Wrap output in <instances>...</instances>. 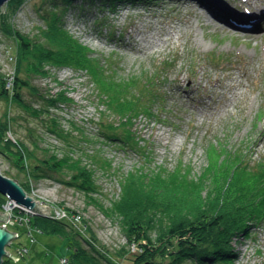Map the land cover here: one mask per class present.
I'll use <instances>...</instances> for the list:
<instances>
[{"label":"rangeland","instance_id":"374dc122","mask_svg":"<svg viewBox=\"0 0 264 264\" xmlns=\"http://www.w3.org/2000/svg\"><path fill=\"white\" fill-rule=\"evenodd\" d=\"M10 2L0 9V17L9 14ZM174 9L180 12L177 18L172 17ZM147 12L154 16L142 17ZM208 13L195 0L114 5L97 0H74L73 4L23 0L10 15L15 30L47 50L58 49L61 37L57 33H64L86 49L100 69L98 74L62 56L44 61L42 73L31 80L39 94L25 92L27 102L41 113L37 118L12 99L0 100V123L7 120L11 126L7 134L0 133V141L5 139L15 149L18 141L25 150L19 169L0 153L2 174L24 183L27 193L46 199L54 213L42 218L65 223L66 232L100 264H135L143 253V242L128 233L131 221L148 227L147 233L155 240L156 231L169 229L194 207L231 216L236 204H241L234 193H241L247 179L237 174H250L247 166L249 171L264 170V27L242 30V37L226 26L215 27L206 18ZM162 20L181 25L183 36L180 40L172 36L165 48L149 51L138 30L143 21L156 26ZM0 44L8 52L0 57V81L12 97L14 88L9 83L20 69L19 47L1 30ZM133 44L138 45L130 52ZM240 71L248 85L234 102L235 109L231 102L219 100L211 84L230 75L237 77ZM99 75L112 86L104 87ZM192 85L191 100L183 103ZM205 100L207 105H202ZM208 105L215 110H208ZM50 122L56 123L61 135L49 131ZM0 148L10 154L4 145ZM48 158L66 162L64 169L39 177L36 167ZM72 170L81 173L76 180ZM231 172L237 186L218 187L220 178ZM222 191L226 201L219 203ZM56 212L62 213L60 219L53 217ZM14 214L7 229L20 237L7 248L11 257L4 260L10 264L71 263L70 239L34 228L36 215L27 216L19 209ZM225 219L230 221L228 216ZM28 231H35L34 243ZM254 231L252 225L235 235L231 245L236 256L215 264H264V258L251 257L253 243L264 250V237L247 236ZM25 247L29 252L22 256L20 250ZM175 263L171 253L156 261Z\"/></svg>","mask_w":264,"mask_h":264},{"label":"trees","instance_id":"16d2710c","mask_svg":"<svg viewBox=\"0 0 264 264\" xmlns=\"http://www.w3.org/2000/svg\"><path fill=\"white\" fill-rule=\"evenodd\" d=\"M23 0H13L9 4V14L1 15L0 17V30L13 37L19 47V71L16 76V82L14 89L11 93L6 89L5 83L0 81V100L7 99L11 100L20 107L26 109L34 117H40L41 113L34 110L30 103L26 100L25 92H29L31 96H37L39 89L33 85L31 80L34 76L41 74V64L45 61L62 56L65 59L77 60L76 62L81 63L80 66L92 67V71H98V65H94V62L90 61V54L86 49L77 46L72 40H69L64 33L58 32L57 36L61 37L58 42V49L47 50L44 45L38 44L36 41H32L29 37L23 35L21 32L15 30L9 23L10 15L16 11L18 6ZM90 1V0H84ZM94 1V0H93ZM101 2H107L114 5L115 3H146L155 4L159 0H97ZM49 2H60V4H73L74 0H49ZM81 59V60H80ZM79 66V67H80ZM26 69V72H25ZM100 80H103L104 87L109 88L112 83L107 81L105 78L101 79V75L98 76ZM123 106L129 103L121 102ZM49 131L61 135V131L55 122H50L47 127ZM11 131V126L6 120L5 123H0V133L7 134ZM118 134H114L116 138ZM4 140V142L2 141ZM1 144L8 150L10 154L0 148V153L7 157L13 162V164L18 168L23 162V153L25 152L24 147L20 142L17 141V148H13L8 145V141L2 139ZM23 152V153H21ZM14 155H17L18 159L14 160ZM36 167V175L39 177H50L49 172L56 173L61 172L64 169V163L62 161H57L56 159H44L40 161ZM76 171L78 169L77 165L72 166ZM19 169V168H18ZM250 174L245 175L238 173L237 177L245 179L244 185H242L241 193H234L236 199H239L241 204H236L233 208V212L230 216L229 213L224 214L213 211L211 209L206 210L204 206L194 207L189 216H184L178 221L173 223L169 229L162 230L163 232L156 231V239L153 240L151 235L147 233V228L141 222H130L128 233L130 238L135 237L138 242H143L140 246L143 253L139 255L135 261V264H156L159 256H163L165 253H171V256L177 260L175 264H183L188 260L194 262V264H215L218 262L229 261L236 256L235 249L231 245V239L236 235L245 233L248 231L249 227L252 225H257L264 221V170L258 172L256 170L249 171L248 166L245 168ZM72 170V173L75 174ZM80 171L74 175V179L80 176ZM233 172L230 174H225L220 178L218 187L223 189L226 186H237L233 176ZM9 178L17 180L20 185L24 187L27 191V187L24 183L15 177ZM76 180V179H75ZM74 181V180H73ZM251 186V188L249 187ZM89 186V185H87ZM232 190L235 188H231ZM224 191L221 192V197L219 203L225 202ZM228 199V197H226ZM230 198V197H229ZM5 202V198L0 195V209L1 204ZM234 205V204H233ZM190 206H187L189 208ZM253 210V212H251ZM254 210L256 212H254ZM229 217L230 221H226V217ZM230 222V225L228 224ZM34 228L42 230L45 234L61 235L69 240L68 247L72 250L71 263L70 264H100V259L95 258V255L88 254V252L81 248L74 237L70 236L66 232V224L61 222H54L50 219H45L42 217H34L32 220ZM3 264H10V261L4 260Z\"/></svg>","mask_w":264,"mask_h":264},{"label":"bare ground","instance_id":"6f19581e","mask_svg":"<svg viewBox=\"0 0 264 264\" xmlns=\"http://www.w3.org/2000/svg\"><path fill=\"white\" fill-rule=\"evenodd\" d=\"M204 5V7L208 10V15L206 18L212 21L215 27L226 26L230 31L236 33L242 37V30H250L254 28H262L264 27V0H195ZM251 10L250 13L242 12L240 8ZM152 12H147L142 17L150 18L154 15ZM177 13L180 12L177 9H174L172 12V17L177 18ZM139 16L141 14H138ZM144 22V21H143ZM142 22V29L138 30V34L141 37V41L145 42L148 46L147 50L156 51L161 48H165L169 42L172 41V36H175L178 40H180L183 36L181 33V25H176V23L172 22V24H166L165 21H160L159 25H154L151 22L145 21ZM176 33V34H175ZM246 34V33H245ZM177 35V37H176ZM138 44H133L130 52L135 51V46ZM246 77L242 75L240 71V75L237 77H230L227 80H222L218 82H212L211 87L215 88L217 93H219V100H225L226 102H231L233 107L236 109L234 102L237 101L242 95L243 90L247 88L248 83L244 84V79ZM231 81L230 85H226L224 82ZM193 85L189 87V90L185 91V94L188 95L182 99L183 103L186 102V99L191 100L189 93H192ZM241 92V93H238ZM227 94L232 95L231 99ZM241 94V96L239 95ZM240 96V97H239ZM185 101V102H184ZM186 103H189L187 101ZM210 103V102H209ZM213 103V102H212ZM202 105H207V101H202ZM213 105V104H212ZM212 105H208V110H215ZM227 107V106H226ZM195 109V108H194ZM226 108L224 111H226ZM196 111V109H195ZM207 111V110H206ZM197 112V111H196ZM194 114V112H193ZM209 115H212L211 112L208 111ZM199 117H205L203 114L198 115ZM160 136H165V133H161ZM166 147V145L164 146ZM26 248V247H25ZM7 250V249H6Z\"/></svg>","mask_w":264,"mask_h":264},{"label":"water","instance_id":"95a60500","mask_svg":"<svg viewBox=\"0 0 264 264\" xmlns=\"http://www.w3.org/2000/svg\"><path fill=\"white\" fill-rule=\"evenodd\" d=\"M12 0H0V9ZM0 195L15 201L18 205L24 206L33 212L36 216L50 217L51 209L41 205L38 201L28 196L27 191L17 180L9 178L2 174L0 170ZM11 215L0 213V224L8 223ZM18 239L16 233H11L6 227H0V264H3L4 258H10L11 254L7 252V248Z\"/></svg>","mask_w":264,"mask_h":264},{"label":"built area","instance_id":"2783aa9c","mask_svg":"<svg viewBox=\"0 0 264 264\" xmlns=\"http://www.w3.org/2000/svg\"><path fill=\"white\" fill-rule=\"evenodd\" d=\"M5 52H7V49H6V46L4 45V44H0V57L1 58H3V54L5 53ZM8 53V52H7ZM8 59H13V58H10L9 56H8ZM13 76L14 77H11V80H10V83H9V87L10 88H14V84H15V73L13 74ZM32 194H34V195H32ZM28 196H30L31 198H33L35 201H38V202H40L41 204H44L45 206H48V207H51L49 204H48V201L46 200V199H44V200H42L41 198H37V196H36V194L33 192V193H28ZM43 205V206H44ZM15 209H19L20 211H21V213H23V211L25 212V213H27L26 215L27 216H29L30 215V217H33L35 214L33 213V212H31L29 209H27L26 207H24V206H20V205H18L15 201H13V200H10L9 198H8V200H7V204H6V206H4V211L3 212H0L1 214H6L7 212L11 215V217H10V219H9V222H12V220H13V218H14V213H15ZM51 209V208H50ZM53 209V208H52ZM51 209V214H53L54 213V209L52 210ZM64 213V216H66V212H63ZM61 214L62 213H59V212H56V214H55V216H53L54 218L55 217H58L59 219L61 218ZM19 215H22V214H19ZM27 219L29 220V218L27 217ZM30 223V222H29ZM10 223H6V224H4V223H1L0 224V227H6V228H8V225H9ZM255 228V231H254V233L253 234H249V233H247V236L249 235V237L252 239L253 238V240L254 239H258V238H261V237H264V221H262V223H260V224H255V225H253V229ZM8 230V229H7ZM36 232L38 231V230H35ZM35 231H28V233H29V235L31 236V243H34L35 242V240H34V237H33V232H35ZM17 235H18V238L20 237L19 236V234L18 233H16ZM255 244L256 243H253L252 244V246H251V249H253V255H251V257L252 258H254V259H257V258H264V250H262V249H260V247H258V248H255ZM21 252H20V254L22 255V256H25L28 252H29V250H28V248H24L23 250H20ZM66 263V262H65ZM257 262H255L254 264H256Z\"/></svg>","mask_w":264,"mask_h":264}]
</instances>
